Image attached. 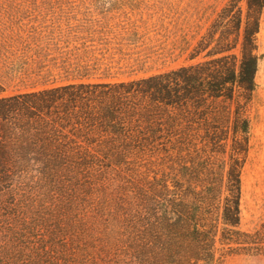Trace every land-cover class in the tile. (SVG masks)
Returning <instances> with one entry per match:
<instances>
[{
  "label": "trees",
  "instance_id": "1",
  "mask_svg": "<svg viewBox=\"0 0 264 264\" xmlns=\"http://www.w3.org/2000/svg\"><path fill=\"white\" fill-rule=\"evenodd\" d=\"M263 11L229 0L192 51L200 61L146 78L83 72L13 95L0 82V264H93L89 213L113 172L151 185L133 187L148 210L127 224L137 264L264 255V220L241 229Z\"/></svg>",
  "mask_w": 264,
  "mask_h": 264
},
{
  "label": "rangeland",
  "instance_id": "2",
  "mask_svg": "<svg viewBox=\"0 0 264 264\" xmlns=\"http://www.w3.org/2000/svg\"><path fill=\"white\" fill-rule=\"evenodd\" d=\"M228 1L0 0V82L5 95L60 85L83 72L89 76L86 82H119L195 64L201 60H191L197 41ZM257 38L251 149L242 172L243 231L264 220V11ZM144 166L158 173L159 164ZM107 177V195L89 213L97 216L88 242L93 264H137L128 248L132 231L127 224L131 213L145 215L148 210L133 187L144 188V195L151 185L134 176L140 186L126 185L115 172ZM151 182L154 188L158 185ZM106 205L110 209L103 211ZM223 264H264V255H234Z\"/></svg>",
  "mask_w": 264,
  "mask_h": 264
}]
</instances>
